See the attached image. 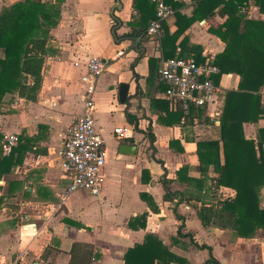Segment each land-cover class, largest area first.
Instances as JSON below:
<instances>
[{
	"label": "crops",
	"instance_id": "0c3cea01",
	"mask_svg": "<svg viewBox=\"0 0 264 264\" xmlns=\"http://www.w3.org/2000/svg\"><path fill=\"white\" fill-rule=\"evenodd\" d=\"M14 1L0 0V10ZM175 1L181 4L165 23L169 37L162 42L164 29L159 38L146 33L140 38L124 36L140 16L132 0H60L36 99L6 93L0 105L1 135L16 134L17 144L20 136L37 140L0 178V263L67 264L77 253L71 246L80 243L92 252L88 264H124L126 250L151 234L161 242L158 249L162 258L169 259L167 264H179L174 256L187 264H205L209 250L198 244L211 248L217 264H264L262 229L251 237H238L229 227L204 226L197 215L203 202L235 195L232 187L213 185L218 174L212 165L203 187L197 188L195 179L203 174L196 142L219 140L224 92L237 89L239 75L222 73L214 63L220 69L215 79L220 85L217 99L198 108L191 118L182 111L178 118L172 115L163 121L175 106L157 79L160 58L180 53L212 62L224 48L209 32L205 18L188 27L182 24V14L190 15L197 3L206 0ZM140 7L146 8L144 3ZM242 10L264 19L254 0ZM230 11L217 0L199 13L213 12L220 22ZM118 50L123 51L120 56ZM90 55L103 57L106 66L95 78L83 81V63ZM89 81L94 82L93 115L106 150L102 189L97 196L75 190L60 202L68 181L58 165L62 135L82 111ZM122 82L128 84L124 102L117 95ZM259 94L264 110V81ZM115 127L127 128L129 135L116 138ZM242 131L245 138L261 141L264 153V111L255 121H243ZM219 156L223 162L221 149ZM260 205L264 206V185Z\"/></svg>",
	"mask_w": 264,
	"mask_h": 264
},
{
	"label": "trees",
	"instance_id": "16d2710c",
	"mask_svg": "<svg viewBox=\"0 0 264 264\" xmlns=\"http://www.w3.org/2000/svg\"><path fill=\"white\" fill-rule=\"evenodd\" d=\"M132 1L140 16L137 22L131 23V30L124 36L140 38L155 17V8L151 0ZM167 1L174 8L181 4L175 0ZM214 1L217 0L197 3L190 15L182 14V24L188 27L201 18L208 21L209 32L224 43L223 50L212 58V62L220 67L222 73H237L239 82L237 89L224 92L219 117V140L196 142L197 158L203 176L195 181L197 188L201 189L208 167L212 165L218 174L213 185L232 187L235 195L230 199H218L215 203L203 202L197 208V215L204 226L229 227L238 237H251L259 228L264 232V206L260 205L261 188L264 185V153L261 141L255 142L244 137L242 123L257 120L264 111L259 94L264 81V19L249 17L242 10L248 0H220L231 9L220 22L215 20L213 12L200 15V9ZM254 1L259 11L264 13V0ZM141 3L146 8L140 7ZM59 13L60 0H17L0 10V49L3 50V55L0 56V105L6 93H16L29 100L36 99L42 82L44 56L52 47L49 29L56 25ZM163 29L165 33L162 42L169 37L168 25L164 24ZM175 56L186 55L177 53ZM215 79L218 80V76ZM198 113V108L190 107L185 118ZM181 114V107L176 105L174 110L166 112L163 121L167 122L172 115L176 119ZM1 139L0 134V178L11 166L22 161L23 153L31 147L32 142L37 141L32 137L20 136L12 151L3 154ZM149 139L153 141V135ZM220 149L223 162H220ZM207 189L210 192L209 187ZM161 245L154 236L147 234L142 244H135L126 250L124 264H159L160 261L167 264L169 259L162 258L158 249ZM197 247L209 250L205 264H217L208 245L198 244ZM76 249L77 253L71 255L67 264H88L92 257L88 246L73 243L71 252L74 253ZM174 258L179 264H187L183 258Z\"/></svg>",
	"mask_w": 264,
	"mask_h": 264
},
{
	"label": "built area",
	"instance_id": "2783aa9c",
	"mask_svg": "<svg viewBox=\"0 0 264 264\" xmlns=\"http://www.w3.org/2000/svg\"><path fill=\"white\" fill-rule=\"evenodd\" d=\"M151 2L155 8V17L149 22L146 34L159 38L163 25L174 15L175 9L167 0H151ZM122 53V50H118L116 55L120 56ZM83 65L85 74L81 79L86 81L87 78H95L103 72L106 61L103 57L90 55ZM219 73V67L210 59L197 61L192 56L161 57L157 79L164 85L165 96L174 106L179 105L183 113H186L190 107L203 108L217 99L220 85L215 80V76ZM93 94L94 82L89 81L84 89L82 111L72 118L62 135L58 165L68 181L60 192V202L75 190H85L97 196L102 189L101 170L105 164L106 150L93 115L95 107ZM113 133L118 139L129 135L125 127H115ZM16 144V134L2 135L3 154H9Z\"/></svg>",
	"mask_w": 264,
	"mask_h": 264
},
{
	"label": "water",
	"instance_id": "95a60500",
	"mask_svg": "<svg viewBox=\"0 0 264 264\" xmlns=\"http://www.w3.org/2000/svg\"><path fill=\"white\" fill-rule=\"evenodd\" d=\"M117 3H119V0H116ZM127 88H128V84L125 83V82H122L119 86V89H118V99L120 102H124L125 99H126V94H127ZM127 146V144H126ZM131 147H135L134 145L131 146Z\"/></svg>",
	"mask_w": 264,
	"mask_h": 264
},
{
	"label": "rangeland",
	"instance_id": "374dc122",
	"mask_svg": "<svg viewBox=\"0 0 264 264\" xmlns=\"http://www.w3.org/2000/svg\"><path fill=\"white\" fill-rule=\"evenodd\" d=\"M13 1V0H12ZM123 50V49H122Z\"/></svg>",
	"mask_w": 264,
	"mask_h": 264
}]
</instances>
